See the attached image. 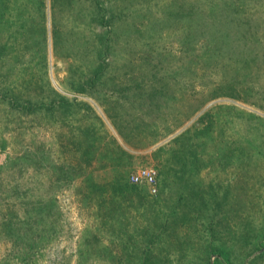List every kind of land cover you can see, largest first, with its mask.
Here are the masks:
<instances>
[{"label":"rangeland","instance_id":"obj_1","mask_svg":"<svg viewBox=\"0 0 264 264\" xmlns=\"http://www.w3.org/2000/svg\"><path fill=\"white\" fill-rule=\"evenodd\" d=\"M0 87V264H264V0H0Z\"/></svg>","mask_w":264,"mask_h":264},{"label":"trees","instance_id":"obj_2","mask_svg":"<svg viewBox=\"0 0 264 264\" xmlns=\"http://www.w3.org/2000/svg\"><path fill=\"white\" fill-rule=\"evenodd\" d=\"M3 48L6 49L5 44L3 45ZM107 49H108V47H107ZM99 71H100L99 69H97V70L95 69L93 72L98 73ZM5 96H11L9 90L8 89H3L2 87H0V100H2V98H4ZM12 96H13V94H12ZM55 103L56 102L55 101H52L51 98H50L48 100V104L49 105L46 106V111L52 112V110L56 109L57 107H60V110L59 111H63L64 110V108L62 107L63 105L61 103H59V106H56L58 104H55ZM12 105L14 107L18 108L23 113H31V112H34L35 113L37 111V109H38V106L41 105V103L36 104L34 102V104H33V103H31V100H22V101H20L17 98L16 100H12ZM122 178L123 177H117V178L114 179V182H116V186H114V188H116V189H118L120 191H122L123 189H126L128 187L127 183L126 184H123L122 183V181H124ZM136 185H144V186H146L145 184H136ZM190 204H192L191 206H193V203L190 202ZM214 204L217 205V206H213L214 209H216V207L219 208L220 205H221L220 203L219 204L214 203ZM172 208L173 207L171 206L170 211L163 212V214H164L165 217H170L173 214L172 213V210H174V209H172ZM199 209L200 210H203L202 206H200ZM185 219L186 218L184 216H182L179 220L177 219L176 221H172V220L166 219V218L163 219L162 217H155L153 219L154 220L153 225H155L156 228H154V226H153L152 227L153 229L151 230V232L148 233V235H145L146 243L148 241H150V243H152L154 245V244H156V241H159L160 240V238H161V232H158V229L161 226H164V224H167V227L169 229V232L173 236L175 234V232H174L175 231V226L178 224V221L184 222ZM212 219H210V220L212 221ZM172 222L174 224H172ZM181 243H183V242L181 241ZM202 247H203V250H204L203 252H209V251H212V250L215 251V249H216V246H214L212 244L210 246V245H208V243L203 244ZM146 252H149V249H147ZM222 252L223 251H221V253ZM144 260L145 261H143V262L145 263L148 260H153L154 261V258L151 259L150 257L147 256V257H145ZM216 262H218V260ZM205 264H208V261H205Z\"/></svg>","mask_w":264,"mask_h":264},{"label":"built area","instance_id":"obj_3","mask_svg":"<svg viewBox=\"0 0 264 264\" xmlns=\"http://www.w3.org/2000/svg\"><path fill=\"white\" fill-rule=\"evenodd\" d=\"M129 180L134 184H145L152 194L157 192V171L151 166L139 167L131 173Z\"/></svg>","mask_w":264,"mask_h":264}]
</instances>
